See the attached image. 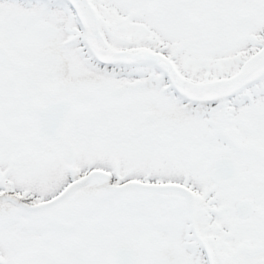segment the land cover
<instances>
[{"label":"snow or ice","instance_id":"obj_1","mask_svg":"<svg viewBox=\"0 0 264 264\" xmlns=\"http://www.w3.org/2000/svg\"><path fill=\"white\" fill-rule=\"evenodd\" d=\"M0 264H264V0H0Z\"/></svg>","mask_w":264,"mask_h":264}]
</instances>
